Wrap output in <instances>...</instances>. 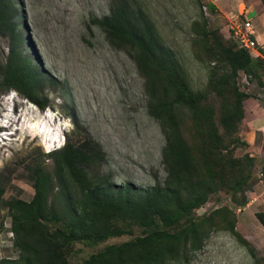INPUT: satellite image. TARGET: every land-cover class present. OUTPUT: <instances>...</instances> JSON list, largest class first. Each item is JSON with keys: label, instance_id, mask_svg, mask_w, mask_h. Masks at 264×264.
<instances>
[{"label": "trees", "instance_id": "16d2710c", "mask_svg": "<svg viewBox=\"0 0 264 264\" xmlns=\"http://www.w3.org/2000/svg\"><path fill=\"white\" fill-rule=\"evenodd\" d=\"M196 1L203 7V0ZM19 6V0H0V36L10 40L7 57L0 58V99L16 90L41 109L49 108L46 93L61 84L26 51ZM94 23L113 48L127 52L145 79L148 113L165 137L167 177L149 188L114 185L109 176L90 170L105 161L102 150L67 141L49 154L51 170L42 164L34 169L30 201L3 202L18 256L0 258V264H190L219 232L234 237L254 264H264L257 247L237 230L235 211L249 202L258 163L249 154L235 155L239 147H249L240 130L251 97L238 79L245 73L264 86V59L253 58L231 36L225 40L201 12L191 25L193 46L199 49L197 59L210 67L204 91H195L137 0H111L109 16ZM221 193L230 204L197 213ZM256 219L264 229V212ZM125 236L133 238L109 244L82 262L73 260L79 244L98 246Z\"/></svg>", "mask_w": 264, "mask_h": 264}, {"label": "rangeland", "instance_id": "374dc122", "mask_svg": "<svg viewBox=\"0 0 264 264\" xmlns=\"http://www.w3.org/2000/svg\"><path fill=\"white\" fill-rule=\"evenodd\" d=\"M137 1L154 21L165 46L174 53L195 91H204L210 64L197 59L199 49L195 52L193 46L196 38L191 32L192 23L203 12L210 28L220 30L228 40L232 26L246 21V17L252 18L247 14L227 19L211 3L216 0H203V7L196 0ZM217 1L222 8L230 4L236 6L238 2L263 8L261 0H231L226 6L224 1ZM19 3L26 51L61 85L46 93L49 108L23 104L19 134L0 149V258L18 256L10 231L11 216L3 202L33 198L34 169L38 164L52 169L49 150L56 144V138L63 135L64 127L69 131L67 141L88 151L100 149L105 153V161L90 170L109 176L114 185L132 183L149 188L163 183L167 177L162 159L165 137L159 123L148 113L145 79L127 52L113 48L106 32L94 23L96 19L109 16L111 0H19ZM241 7L243 11L242 4ZM259 25L264 32V21ZM9 45L10 40L0 36L1 59L7 57ZM257 47L264 48V44ZM257 53L264 59L263 51H252L253 55ZM238 82L251 96L244 105L246 117L240 130L241 139L247 141L249 147H239L235 155L249 154L257 158L258 163L252 190L247 193L249 202L235 209L237 230L244 237L248 236L245 238L264 256V229L256 219L257 213L264 212V86L245 73L240 74ZM2 101L0 99V103ZM228 199L224 193L214 195L197 213L203 215L228 205ZM132 238H114L98 246L79 244L76 246L78 255L73 260L82 262L109 244ZM190 264L254 262L234 237L219 232L207 240Z\"/></svg>", "mask_w": 264, "mask_h": 264}, {"label": "clouds", "instance_id": "9594fccd", "mask_svg": "<svg viewBox=\"0 0 264 264\" xmlns=\"http://www.w3.org/2000/svg\"><path fill=\"white\" fill-rule=\"evenodd\" d=\"M1 99H3V101L0 103V149H3V147L7 145L8 141H10V138H16V135L20 132V124L23 120V114H21L23 104L30 105L33 103L28 101L16 90H11ZM63 129V135L60 139L58 137L56 138L57 142L54 144V147L49 150V154L59 151L66 146L67 134L69 131L65 127Z\"/></svg>", "mask_w": 264, "mask_h": 264}, {"label": "crops", "instance_id": "0c3cea01", "mask_svg": "<svg viewBox=\"0 0 264 264\" xmlns=\"http://www.w3.org/2000/svg\"><path fill=\"white\" fill-rule=\"evenodd\" d=\"M222 1L225 2V6H226V3L230 4V2H231V0H222ZM218 2H220V1L216 0V1H212L211 3L214 4L217 7V9L220 11L221 15L225 16V18H227V19H235L237 16H240V15L246 17L247 14L250 17H252V18L246 17V21H251V23L254 26L255 31H256V35H255L256 40H257L259 45L263 46V44H264L263 43L264 42V32H262L263 27L261 25H259V22L262 21V24H263L264 8L249 6L245 2L244 3L238 2V4L236 6L235 5L232 6L230 4V5H227L226 7L222 8L221 5L218 4ZM241 4L243 5V11H242ZM213 8H215V7H213ZM227 8H231L229 10H233V12L229 11ZM253 22H255V25ZM263 232H264V230H263ZM245 237H248V236H245Z\"/></svg>", "mask_w": 264, "mask_h": 264}, {"label": "built area", "instance_id": "2783aa9c", "mask_svg": "<svg viewBox=\"0 0 264 264\" xmlns=\"http://www.w3.org/2000/svg\"><path fill=\"white\" fill-rule=\"evenodd\" d=\"M205 11L207 9L205 8ZM230 36L231 38L234 39L236 44L242 48L246 49L251 52L257 50V46L259 45L257 40H256V31L254 26L252 25L251 21H244V22H239L235 26H232L230 29ZM260 54L253 55V58L260 57ZM247 75V74H246ZM250 78L252 76L248 75Z\"/></svg>", "mask_w": 264, "mask_h": 264}]
</instances>
